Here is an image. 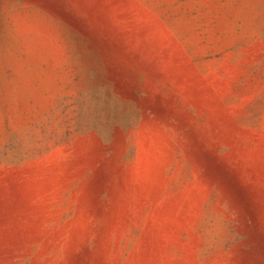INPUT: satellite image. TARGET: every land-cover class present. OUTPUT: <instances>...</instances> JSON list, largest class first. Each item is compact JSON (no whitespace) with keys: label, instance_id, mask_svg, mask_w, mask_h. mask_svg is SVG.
Here are the masks:
<instances>
[{"label":"rangeland","instance_id":"rangeland-1","mask_svg":"<svg viewBox=\"0 0 264 264\" xmlns=\"http://www.w3.org/2000/svg\"><path fill=\"white\" fill-rule=\"evenodd\" d=\"M0 264H264V0H0Z\"/></svg>","mask_w":264,"mask_h":264},{"label":"water","instance_id":"water-1","mask_svg":"<svg viewBox=\"0 0 264 264\" xmlns=\"http://www.w3.org/2000/svg\"><path fill=\"white\" fill-rule=\"evenodd\" d=\"M215 160H217L218 162H220L221 164H223L221 161H219L218 159L215 158ZM228 172V171H227ZM229 175H231L234 178V182L236 184V187L243 193V194H248L249 191L248 189H246L244 186H242L237 178V176L233 173L229 171Z\"/></svg>","mask_w":264,"mask_h":264}]
</instances>
